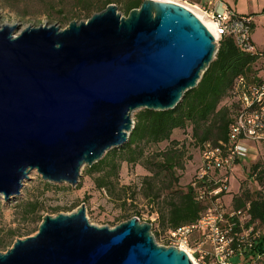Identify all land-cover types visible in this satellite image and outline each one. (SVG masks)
I'll return each instance as SVG.
<instances>
[{
    "label": "water",
    "instance_id": "95a60500",
    "mask_svg": "<svg viewBox=\"0 0 264 264\" xmlns=\"http://www.w3.org/2000/svg\"><path fill=\"white\" fill-rule=\"evenodd\" d=\"M0 27V198L21 195L35 171L44 183H78L84 167L127 143L132 115L174 109L214 60V39L183 6L145 0L124 17L114 4L85 22ZM137 218L114 228L86 208L43 216L0 264H192L156 244Z\"/></svg>",
    "mask_w": 264,
    "mask_h": 264
},
{
    "label": "trees",
    "instance_id": "16d2710c",
    "mask_svg": "<svg viewBox=\"0 0 264 264\" xmlns=\"http://www.w3.org/2000/svg\"><path fill=\"white\" fill-rule=\"evenodd\" d=\"M79 9V17L87 20L94 12L103 11L108 5L118 0H73ZM145 0H124L123 11L127 16L137 9ZM65 17V16H64ZM253 31V24L251 32ZM257 48V47H256ZM258 54L241 52L233 38L223 37L219 43L214 60L202 75L197 86L187 91L177 106L168 111H150L142 109L134 113V128L127 143L113 149L91 167H84V175L91 178L98 190H106L111 197L120 200L121 195L133 196L132 190L118 183L122 163L141 166L149 175L141 180L143 198L150 204L159 206L158 224L162 230H174L178 227L195 223L209 206L207 200H198L197 191L202 182L194 185V172L200 163V155L205 144L212 147L229 145L230 128L236 120L240 102L234 93V85L239 77H243L247 87L261 90L264 78L256 74L254 65L264 53L257 48ZM264 107V95L260 102L254 101L252 109ZM187 132L192 147L197 152L196 167L190 182L184 191L174 190L183 170V160L187 147L178 141L177 133ZM167 143L166 148L158 153L146 154L147 148ZM232 143V142H231ZM252 174L256 181L264 185V168L254 164ZM44 190L51 187L42 183ZM164 193V197L162 194ZM230 193H224L226 205L234 209L247 210L250 223L264 226V195L260 191L251 192L240 188V194L226 200ZM16 208L21 210V217L26 228L6 230L0 229V251H6L18 238L28 237L36 233L46 210L39 197L20 201ZM58 212V209H53ZM25 226V225H24ZM30 226V227H29ZM254 252L261 255L260 262L264 264V235L254 247Z\"/></svg>",
    "mask_w": 264,
    "mask_h": 264
},
{
    "label": "rangeland",
    "instance_id": "374dc122",
    "mask_svg": "<svg viewBox=\"0 0 264 264\" xmlns=\"http://www.w3.org/2000/svg\"><path fill=\"white\" fill-rule=\"evenodd\" d=\"M163 1L183 6L191 12L194 11L201 15L194 6H202L204 5L203 3L211 0ZM223 1L229 3L232 9L243 13V15L255 18L256 27L250 33V36L258 49L264 53V0ZM123 3L124 0H118V2L112 4L117 7L119 14L126 17L122 8ZM78 12L79 9H77L73 0H0V27L4 25L16 26L15 35L27 27L57 26L60 29H64L72 21H87L86 17L77 16ZM240 13L238 14L240 15ZM254 70L258 76L264 78L263 57L254 65ZM132 119L134 121V114ZM175 137H178V141L184 144L187 150L183 160V170L178 172L181 175L180 180L173 188L176 191H184L196 167L194 161L197 160V152L192 147L186 131H180ZM244 145L248 149V156L235 166L233 175L230 178L228 190L230 194L226 198L227 201L231 197L239 195L240 188L242 189L243 187L251 192L260 191L264 195V185L255 180L256 175L252 174L251 168L254 164H259L264 168V144L245 142ZM166 146L167 143H163L150 147L146 149L145 153H158L163 151ZM251 150L253 151L249 152ZM80 174L78 183L74 187L67 184H50L51 187L44 190L42 187L44 182L40 176L35 171L31 172L29 180L24 183L21 195L18 198L9 202H4L0 198V229L4 231L8 228H26L27 224H24L21 210L16 208V206L20 201L39 197L46 208L42 213L44 216L70 214L79 206L84 205L89 223L96 227L114 228L129 219L137 218L140 222L151 225V233L156 244L166 246L164 236L168 229L162 230L158 224V210L160 207L156 206V204H150L142 195L141 180L149 174L141 166L121 164L118 183L120 186H127L132 189L128 191L127 195H130V192H133L134 195L128 197L122 194L120 200H117V197H111L106 190L96 189L91 178L84 175V168ZM162 197H164V193ZM55 208L58 209V212L53 210ZM257 228L264 235V226L258 225Z\"/></svg>",
    "mask_w": 264,
    "mask_h": 264
},
{
    "label": "built area",
    "instance_id": "2783aa9c",
    "mask_svg": "<svg viewBox=\"0 0 264 264\" xmlns=\"http://www.w3.org/2000/svg\"><path fill=\"white\" fill-rule=\"evenodd\" d=\"M194 8L212 24L210 34L216 49L223 37H231L241 52L262 56L251 40L252 17L236 15L220 0ZM234 93L241 106L230 128V144L218 147L205 144L194 173L193 185L203 183L197 199L207 200L209 206L195 223L168 230L164 236L166 246L162 247L181 249L192 264H261V255L254 252L263 236L261 230L250 223L247 210L226 205L223 195L229 190L235 166L248 156L244 143L264 144V107L252 109L254 101H261L264 85L260 91L250 92L245 79L239 77Z\"/></svg>",
    "mask_w": 264,
    "mask_h": 264
},
{
    "label": "crops",
    "instance_id": "0c3cea01",
    "mask_svg": "<svg viewBox=\"0 0 264 264\" xmlns=\"http://www.w3.org/2000/svg\"><path fill=\"white\" fill-rule=\"evenodd\" d=\"M220 1H222L230 10H232L236 15H239L238 13H240V12H238V11H236V10H234V9H232V7L230 6V4L229 3H226L225 1H223V0H220ZM198 3V2H197ZM203 4H205V3H203ZM238 12V13H237ZM240 16H245V15H243V13H240ZM251 17V16H250ZM252 20H253V29H255V27H256V22H255V18H253L252 17ZM251 40H252V37H251ZM252 42L254 43V40H252ZM254 45L256 46V44L254 43ZM257 47V46H256ZM258 48V47H257ZM253 150H251V151H249V152H252ZM254 151H255V149H254Z\"/></svg>",
    "mask_w": 264,
    "mask_h": 264
},
{
    "label": "bare ground",
    "instance_id": "6f19581e",
    "mask_svg": "<svg viewBox=\"0 0 264 264\" xmlns=\"http://www.w3.org/2000/svg\"><path fill=\"white\" fill-rule=\"evenodd\" d=\"M157 1H163V0H157ZM163 2H166V1H163ZM192 13L195 14L197 18H199L200 20H202V22L204 23L205 27L208 29L209 32H212L213 27H212V24L210 22L203 20V17L201 15H198L194 11ZM179 250H181V249H179Z\"/></svg>",
    "mask_w": 264,
    "mask_h": 264
}]
</instances>
